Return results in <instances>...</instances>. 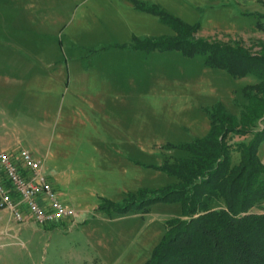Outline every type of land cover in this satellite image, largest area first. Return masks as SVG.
<instances>
[{
    "label": "rangeland",
    "instance_id": "rangeland-1",
    "mask_svg": "<svg viewBox=\"0 0 264 264\" xmlns=\"http://www.w3.org/2000/svg\"><path fill=\"white\" fill-rule=\"evenodd\" d=\"M185 41L264 54V0H0V138L17 153L0 151L42 159L78 213L38 223L24 204V227L0 209V264L147 263L181 203L136 202L177 182L161 166L255 81L173 47Z\"/></svg>",
    "mask_w": 264,
    "mask_h": 264
},
{
    "label": "trees",
    "instance_id": "trees-1",
    "mask_svg": "<svg viewBox=\"0 0 264 264\" xmlns=\"http://www.w3.org/2000/svg\"><path fill=\"white\" fill-rule=\"evenodd\" d=\"M185 42L173 47L191 55L203 53L208 65L234 77L250 74L255 81L243 86L246 101L239 104L238 113L217 102L209 112L208 132L181 145L185 156L172 157L161 166L176 183L164 186L147 202H130L140 208L157 200L181 203V214L166 220L146 264H264V162L258 155L264 140V127H258L264 121V54L250 56L229 45L211 43L206 49ZM249 133V141L229 142L232 134Z\"/></svg>",
    "mask_w": 264,
    "mask_h": 264
},
{
    "label": "built area",
    "instance_id": "built-area-1",
    "mask_svg": "<svg viewBox=\"0 0 264 264\" xmlns=\"http://www.w3.org/2000/svg\"><path fill=\"white\" fill-rule=\"evenodd\" d=\"M24 204L27 215L38 223H53L62 218L75 220L78 214L56 196L43 173L42 159L27 148H21L17 155L0 151V209L7 210L14 221L24 223Z\"/></svg>",
    "mask_w": 264,
    "mask_h": 264
},
{
    "label": "crops",
    "instance_id": "crops-1",
    "mask_svg": "<svg viewBox=\"0 0 264 264\" xmlns=\"http://www.w3.org/2000/svg\"><path fill=\"white\" fill-rule=\"evenodd\" d=\"M0 140L1 141H3V143H4V145H6L7 147H9V149H11L12 151H14L15 153H17L12 147L15 145V142H13V140H11V138H9V139H7V141H6V139H2V138H0ZM5 140V141H4ZM14 144V145H13ZM5 146V147H6ZM12 154V153H10V154H12V155H17V154ZM59 198V197H58ZM263 206H264V204H263ZM261 211H263L264 212V208L262 207V209H261ZM28 220V218H26V220H25V223H23L24 224V227L25 226H27V225H29V222L27 221ZM23 226V225H22ZM15 232V231H14Z\"/></svg>",
    "mask_w": 264,
    "mask_h": 264
}]
</instances>
